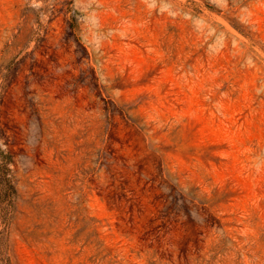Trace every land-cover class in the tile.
I'll list each match as a JSON object with an SVG mask.
<instances>
[{
    "label": "rangeland",
    "instance_id": "1",
    "mask_svg": "<svg viewBox=\"0 0 264 264\" xmlns=\"http://www.w3.org/2000/svg\"><path fill=\"white\" fill-rule=\"evenodd\" d=\"M0 264H264V0H0Z\"/></svg>",
    "mask_w": 264,
    "mask_h": 264
}]
</instances>
